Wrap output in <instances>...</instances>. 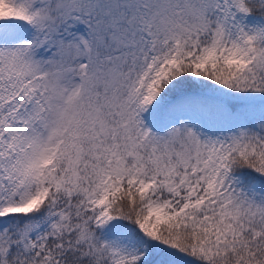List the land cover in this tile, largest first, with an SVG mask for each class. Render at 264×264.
Listing matches in <instances>:
<instances>
[{
    "label": "snow or ice",
    "instance_id": "obj_1",
    "mask_svg": "<svg viewBox=\"0 0 264 264\" xmlns=\"http://www.w3.org/2000/svg\"><path fill=\"white\" fill-rule=\"evenodd\" d=\"M0 264H264V0H0Z\"/></svg>",
    "mask_w": 264,
    "mask_h": 264
}]
</instances>
